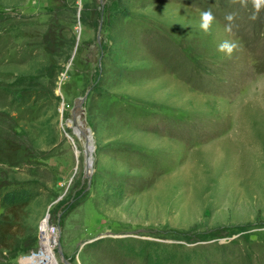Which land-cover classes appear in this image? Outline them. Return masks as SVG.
I'll list each match as a JSON object with an SVG mask.
<instances>
[{"label": "rangeland", "instance_id": "374dc122", "mask_svg": "<svg viewBox=\"0 0 264 264\" xmlns=\"http://www.w3.org/2000/svg\"><path fill=\"white\" fill-rule=\"evenodd\" d=\"M0 1L20 5L7 9L16 20H6L11 39L0 34V58L9 44L47 34L51 0ZM123 1L126 17L115 15L114 0H66L74 13L63 14L61 38L74 36V46L63 69L60 56L40 53L38 61H51L58 74L48 71L52 89L36 121L32 107L12 104L0 89L7 131L0 135V215L5 180L33 174L43 193L42 183L58 191L49 206L44 197L30 206L33 249L29 240L0 249V264H27L39 248L47 264H264V5ZM209 9L214 20L205 32L200 12ZM225 40L237 44L230 55L217 50ZM86 94L95 145L90 186L87 155L80 146L76 152L67 128ZM14 123L19 152L10 140ZM23 151L32 156L20 157ZM75 181L77 198L67 195ZM45 219L58 238L42 248Z\"/></svg>", "mask_w": 264, "mask_h": 264}, {"label": "trees", "instance_id": "16d2710c", "mask_svg": "<svg viewBox=\"0 0 264 264\" xmlns=\"http://www.w3.org/2000/svg\"><path fill=\"white\" fill-rule=\"evenodd\" d=\"M5 3L0 1V34H8L11 39V33L9 34V32L12 30L7 26L8 23H6V20L8 19L9 22L13 20V18L16 20V18L13 17L12 13L7 11V9L10 8V10H13L12 7L20 5L15 3L13 5H8ZM114 3H116L117 6L114 10L115 12L113 11L116 16H128L129 12L125 5L126 2L123 0H114ZM49 5L51 19L48 24L49 28L46 32L47 34L43 36V39L39 42L29 40L30 43L24 41L19 48H16L17 45L9 44L8 46L10 47L7 46L8 48L5 51V56L0 58V89L12 99V104H22V106L32 107L34 112L31 111L29 115V119L32 123L36 121L38 118L37 114L43 109L45 103H47L48 89H52L48 71L51 69V74L53 72L58 74V68L57 71L53 69L55 66L52 65L51 61H38L40 53L41 56L49 54L50 58L60 56L59 58H61L63 62L60 66H62L63 69V64L70 58L74 46V36L72 39L70 38L68 40L61 38L65 33L63 30L61 31L62 28H65L61 23V21L66 18V15L63 14L66 12L69 13L68 10H71L65 8L66 0H51ZM70 13H74V9H72ZM4 15L7 17H4ZM60 31L63 32L61 35L58 34ZM69 34H71V29L69 30ZM23 40L26 39L23 38ZM62 43H64V46L58 48V44ZM44 47L47 52L42 53L40 50ZM18 63L26 64L23 67H19ZM45 80L48 81L45 82ZM1 110L2 109H0V114H2ZM13 120L16 121V118H13ZM3 128H0V135L2 136L7 133V131H2L5 130ZM18 129L21 128L17 123H14L11 129L13 132V139H10L13 142H17L13 147L14 152H19L23 149L22 146L18 147V143L23 141V139L20 138ZM32 150H34V146L31 143L30 146H28V151L31 152ZM31 156L32 154H29L27 151H23L20 155V157L24 159H28ZM31 176L33 177L30 178L32 180L13 178L12 180L4 181V185L7 186V189L2 196L4 211L0 215V249L12 251L18 249L23 244L26 245L28 240L30 241V247L27 249H33V245L37 239L38 227L31 221L32 209L30 206L35 198L38 197H44L46 207L58 198V191L54 182L51 185L42 183L45 189V193H43L42 190H40V184L36 181L37 179L34 180L35 175L32 174ZM79 185L80 183L75 181L68 189L67 195L77 198L80 191H77ZM61 203V200L58 201L57 206L61 205ZM73 204L70 205L67 210L76 206V204ZM53 218L56 220L58 219L56 215ZM100 240L101 239L91 243Z\"/></svg>", "mask_w": 264, "mask_h": 264}, {"label": "bare ground", "instance_id": "6f19581e", "mask_svg": "<svg viewBox=\"0 0 264 264\" xmlns=\"http://www.w3.org/2000/svg\"><path fill=\"white\" fill-rule=\"evenodd\" d=\"M78 111H76L77 113L74 111V114L76 115L72 120H69L67 124V128L72 131L71 139L75 145L76 152L77 153L79 152V146H80L82 151L87 155V161H88L89 169L91 171L93 168V153L95 148L93 141L88 138V130L90 129V127L87 125L86 121ZM48 232H49L48 223L44 221L41 226V235H40L42 248L45 242L48 241L47 238L52 236V235H48ZM53 236L57 237V234ZM35 258L38 259L37 256Z\"/></svg>", "mask_w": 264, "mask_h": 264}, {"label": "clouds", "instance_id": "9594fccd", "mask_svg": "<svg viewBox=\"0 0 264 264\" xmlns=\"http://www.w3.org/2000/svg\"><path fill=\"white\" fill-rule=\"evenodd\" d=\"M254 7L259 10V8L261 7V5H264V0H252ZM226 20H228L229 22H231L234 19L233 14H228L225 17ZM253 19H255V16H253ZM214 20V16L211 12V10H207V11H201L200 12V23H199V27L200 29H202L203 31L207 32L208 29L210 28L212 22ZM225 30L227 32H231L232 31V25L231 23H229L228 25L225 26ZM237 48V44L235 42L232 41H223L221 42L218 46H217V50L219 52L225 53L230 55L234 49Z\"/></svg>", "mask_w": 264, "mask_h": 264}, {"label": "water", "instance_id": "95a60500", "mask_svg": "<svg viewBox=\"0 0 264 264\" xmlns=\"http://www.w3.org/2000/svg\"><path fill=\"white\" fill-rule=\"evenodd\" d=\"M86 98H87V94L84 97L80 98L77 101V103L75 105V109H74L75 112L79 110L78 112H80V115L84 118V120H85V116H84L85 114H84L83 104H84ZM88 138L93 141V133H92V131L90 129L88 130ZM94 148H95V145H94ZM85 162H86V173H85V177L88 179L89 186H90L93 170L90 171L87 159L85 160ZM44 221L47 222L46 219ZM58 246L59 247L61 246L60 241H58ZM65 261H67V260H65Z\"/></svg>", "mask_w": 264, "mask_h": 264}, {"label": "built area", "instance_id": "2783aa9c", "mask_svg": "<svg viewBox=\"0 0 264 264\" xmlns=\"http://www.w3.org/2000/svg\"><path fill=\"white\" fill-rule=\"evenodd\" d=\"M48 229H49V232H48V235H56L57 234V238H58V230L56 228V225H48ZM41 235V226H40V233H39V236ZM56 244H58V239H57V242L55 243V246H54V249L56 247ZM40 248H39V251L37 252H33L30 256L26 257L25 258V263L27 264H47L49 262V259L48 257L46 256V254H43L42 256L43 257H40L38 258L37 260L35 259H32V257L40 254ZM55 254V252H54ZM30 259V260H28Z\"/></svg>", "mask_w": 264, "mask_h": 264}, {"label": "crops", "instance_id": "0c3cea01", "mask_svg": "<svg viewBox=\"0 0 264 264\" xmlns=\"http://www.w3.org/2000/svg\"><path fill=\"white\" fill-rule=\"evenodd\" d=\"M53 264H55V262H52Z\"/></svg>", "mask_w": 264, "mask_h": 264}]
</instances>
